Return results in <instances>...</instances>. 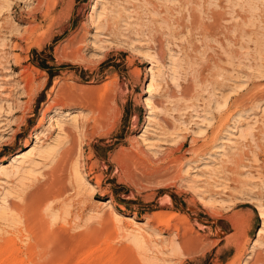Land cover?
Returning a JSON list of instances; mask_svg holds the SVG:
<instances>
[{
    "label": "rangeland",
    "instance_id": "1",
    "mask_svg": "<svg viewBox=\"0 0 264 264\" xmlns=\"http://www.w3.org/2000/svg\"><path fill=\"white\" fill-rule=\"evenodd\" d=\"M0 5V264H264V0Z\"/></svg>",
    "mask_w": 264,
    "mask_h": 264
},
{
    "label": "bare ground",
    "instance_id": "2",
    "mask_svg": "<svg viewBox=\"0 0 264 264\" xmlns=\"http://www.w3.org/2000/svg\"><path fill=\"white\" fill-rule=\"evenodd\" d=\"M7 5V4H6ZM1 6V5H0ZM3 6V5H2ZM1 6V7H2ZM1 7H0V9H1ZM7 8H8V6H7ZM0 29H1V27H0ZM24 88H25V90H30V88H31V81H29V80H27V81H25V84H24ZM145 101H147V103H149V102H151V101H149V99L148 100H146V98H145ZM13 111V106H7V111ZM12 114H13V112H12ZM148 114H150V112H148ZM5 116V115H4ZM222 117V116H221ZM221 117H220V119H221ZM219 119V120H220ZM225 120V119H224ZM223 120V121H224ZM1 121V120H0ZM221 124V123H220ZM3 124H1L0 126H2ZM217 126V125H216ZM184 142V141H183ZM181 145V144H180ZM181 146H183V144L181 145ZM32 150L33 149H29V150H27V152H24L22 155L21 154H19L20 152H18L17 154H15V156H14V159H16V160H18V159H21V161L19 162L20 164L19 165H21L22 163H24L25 161H23L24 160V158L26 159V161L27 160H29L30 158H28L29 156H30V154H32ZM72 150H71V148H68V149H65V150H63L62 152L66 155V156H69V154H70V152H71ZM173 161H176V159H174ZM231 161H235V160H231ZM239 162V161H238ZM11 163H15L14 161H12ZM32 163V162H31ZM235 164H237L236 162H235ZM28 165H31V164H28ZM15 168V167H14ZM18 168L19 167H16L15 169H16V171L18 170ZM52 169H50V172H49V182L48 183H46V186H45V189L42 191V193H40V192H38V193H31V191H29V192H27V193H25L23 196H24V198H23V202H22V204H17V206H15V208H13V209H16V210H18L20 213H18V214H20L19 216H21L22 218H24L23 220V222H25V227L24 228H26V230H27V232H28V242H27V244H26V255L29 257V259H34L35 258V256H38L39 257V259L41 260V263L40 264H50V263H52L53 261H54V259L56 258V257H58L59 255H60V253L57 251V249H55L54 247H53V243H55V241H54V238H55V236H54V238H52V236H51V234L49 233V229L48 230H46V228H44V227H42L41 225V229H40V231L38 232V226L37 225H35V223L36 222H33L32 221V224H31V226L33 225V226H37V228H36V230L35 231H37V232H33L32 231V229H31V227H29L28 225H29V222H30V219H32V217L33 216H35L34 214H33V212H34V210H38V207H37V205H36V209H32V207H33V205H32V207H31V204L30 203H34V202H37V201H49V202H51V200L53 201L54 199H56L58 196H59V194H60V190H62L63 188H57L58 186H56V181L58 180H56L55 179V176H57V175H55L54 176V174H56L55 172L57 171V168H58V163H55L54 165H53V167H51ZM47 181V180H46ZM43 187V186H42ZM41 187V188H42ZM40 201V204L42 203ZM55 201V200H54ZM249 202V201H248ZM39 203V202H38ZM45 203V202H44ZM43 203V204H44ZM39 204V205H40ZM51 204V203H50ZM13 205V204H12ZM38 205V206H39ZM42 205V204H41ZM13 206V207H14ZM30 209H32L31 210V212H32V215H31V213H30ZM40 210V209H39ZM13 211H15V210H13ZM41 211V210H40ZM39 211V212H40ZM12 213H14V212H12ZM16 215H17V213H15ZM14 214V215H15ZM38 214H40V213H38ZM18 216V215H17ZM16 217V216H15ZM27 217H31L30 219L28 218V220H29V222L27 221ZM41 217V216H40ZM20 218V217H19ZM22 218H21V220H22ZM127 219H129L128 221H132V218H127ZM33 220V219H32ZM34 221H35V219H34ZM37 221V220H36ZM34 223V224H33ZM45 223V222H44ZM21 224H22V222H21ZM23 226V225H22ZM46 227H48V226H46ZM24 228L22 229L23 231H25L24 230ZM35 228V227H34ZM21 230V227H20V229H19V231ZM34 230V229H33ZM18 231V232H19ZM21 232V231H20ZM26 231H25V233H27ZM53 234H54V232H53ZM21 235V234H20ZM27 235V234H26ZM22 236V235H21ZM25 241H27L26 239H25ZM8 243V242H7ZM59 246V245H58ZM57 248V247H56ZM19 250V249H18ZM65 250V249H64ZM21 251V250H20ZM63 253H64V251H63Z\"/></svg>",
    "mask_w": 264,
    "mask_h": 264
}]
</instances>
